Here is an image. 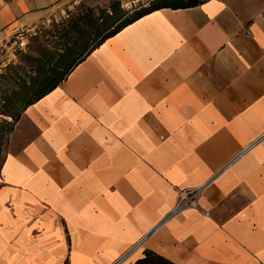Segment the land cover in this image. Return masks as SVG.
I'll return each instance as SVG.
<instances>
[{"label":"crops","instance_id":"crops-1","mask_svg":"<svg viewBox=\"0 0 264 264\" xmlns=\"http://www.w3.org/2000/svg\"><path fill=\"white\" fill-rule=\"evenodd\" d=\"M74 1L0 0V47ZM139 243L129 264H264V0L151 12L24 111L0 264H114Z\"/></svg>","mask_w":264,"mask_h":264},{"label":"trees","instance_id":"trees-1","mask_svg":"<svg viewBox=\"0 0 264 264\" xmlns=\"http://www.w3.org/2000/svg\"><path fill=\"white\" fill-rule=\"evenodd\" d=\"M200 3L202 0H151L148 8L133 12L132 16L122 9L120 2H114L110 11L102 10L99 17L92 10H80L76 16L70 17L67 23L58 26L54 31L53 37L58 36L61 39L56 52L51 53L44 49L41 57L31 58L35 67L32 73L18 78L25 97V110L56 89L94 49L122 28L163 8H189ZM135 264L175 263L155 252L147 251Z\"/></svg>","mask_w":264,"mask_h":264},{"label":"rangeland","instance_id":"rangeland-1","mask_svg":"<svg viewBox=\"0 0 264 264\" xmlns=\"http://www.w3.org/2000/svg\"><path fill=\"white\" fill-rule=\"evenodd\" d=\"M114 2H120L122 9L132 16L133 12L148 8L151 0H75L28 31L16 34L0 47V171L26 108L18 78L32 73L35 67L31 58L41 57L44 49L55 53L61 39L53 37L54 31L80 10H92L99 17L102 10L110 11ZM135 258L133 256L126 264Z\"/></svg>","mask_w":264,"mask_h":264},{"label":"built area","instance_id":"built-area-1","mask_svg":"<svg viewBox=\"0 0 264 264\" xmlns=\"http://www.w3.org/2000/svg\"><path fill=\"white\" fill-rule=\"evenodd\" d=\"M207 186H201L194 189L179 190L177 194V200L174 209L166 216V219L181 213L182 211L190 208L199 207V198L205 191ZM141 243L136 244L130 251L119 258L114 264H124L129 259V256L137 250Z\"/></svg>","mask_w":264,"mask_h":264},{"label":"bare ground","instance_id":"bare-ground-1","mask_svg":"<svg viewBox=\"0 0 264 264\" xmlns=\"http://www.w3.org/2000/svg\"><path fill=\"white\" fill-rule=\"evenodd\" d=\"M133 256H134V255H133ZM133 256H132V257H133ZM132 257H131V258H132ZM131 258H130V259H131ZM130 259H129V260H130ZM129 260H128V261H129ZM128 261H127V262H128ZM127 262H126V263H127ZM126 263H124V264H126Z\"/></svg>","mask_w":264,"mask_h":264}]
</instances>
